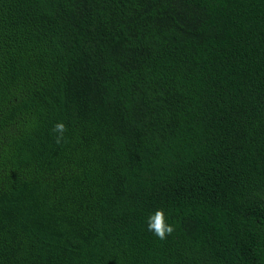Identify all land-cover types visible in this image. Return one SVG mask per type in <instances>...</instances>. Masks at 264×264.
Masks as SVG:
<instances>
[{
	"label": "trees",
	"instance_id": "obj_1",
	"mask_svg": "<svg viewBox=\"0 0 264 264\" xmlns=\"http://www.w3.org/2000/svg\"><path fill=\"white\" fill-rule=\"evenodd\" d=\"M0 264H264V0H0Z\"/></svg>",
	"mask_w": 264,
	"mask_h": 264
},
{
	"label": "clouds",
	"instance_id": "obj_2",
	"mask_svg": "<svg viewBox=\"0 0 264 264\" xmlns=\"http://www.w3.org/2000/svg\"><path fill=\"white\" fill-rule=\"evenodd\" d=\"M67 131V126L63 122H57L54 125L52 132L55 134V142L57 144L66 141L65 133ZM147 230L152 232L158 239L166 240L169 235L174 233L175 225L170 224L165 211L159 209L148 217Z\"/></svg>",
	"mask_w": 264,
	"mask_h": 264
}]
</instances>
